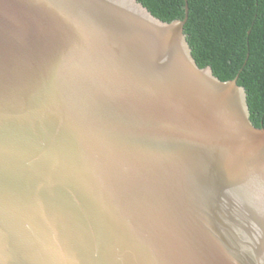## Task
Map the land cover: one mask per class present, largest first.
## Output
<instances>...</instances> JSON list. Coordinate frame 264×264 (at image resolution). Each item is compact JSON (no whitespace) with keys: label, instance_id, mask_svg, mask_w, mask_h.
<instances>
[{"label":"water","instance_id":"obj_1","mask_svg":"<svg viewBox=\"0 0 264 264\" xmlns=\"http://www.w3.org/2000/svg\"><path fill=\"white\" fill-rule=\"evenodd\" d=\"M185 1L0 0V264H264V127Z\"/></svg>","mask_w":264,"mask_h":264},{"label":"trees","instance_id":"obj_2","mask_svg":"<svg viewBox=\"0 0 264 264\" xmlns=\"http://www.w3.org/2000/svg\"><path fill=\"white\" fill-rule=\"evenodd\" d=\"M171 22L185 15V0H137ZM184 33L192 56L226 81L244 87L250 120L264 127V0H187Z\"/></svg>","mask_w":264,"mask_h":264}]
</instances>
